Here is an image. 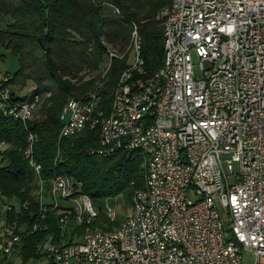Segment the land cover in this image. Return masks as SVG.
Returning <instances> with one entry per match:
<instances>
[{
  "label": "built area",
  "instance_id": "1",
  "mask_svg": "<svg viewBox=\"0 0 264 264\" xmlns=\"http://www.w3.org/2000/svg\"><path fill=\"white\" fill-rule=\"evenodd\" d=\"M161 18L165 61L150 80L134 79L144 64L135 30L134 60L110 112L92 95L70 100L60 117L61 138L100 129L93 154L143 155L144 184L127 217L114 231L68 241L71 220L89 224L99 213L66 174L53 179L45 201L30 135L25 156L39 179L41 212L20 228L7 219L16 204H4L0 262L21 251L27 235L46 230V204L56 209L63 200L73 206L59 219L62 238L48 236L41 249L52 264H242L244 250L264 264V0H172ZM38 99L18 102L1 88L0 111L26 122ZM107 216L115 217L111 209Z\"/></svg>",
  "mask_w": 264,
  "mask_h": 264
},
{
  "label": "trees",
  "instance_id": "2",
  "mask_svg": "<svg viewBox=\"0 0 264 264\" xmlns=\"http://www.w3.org/2000/svg\"><path fill=\"white\" fill-rule=\"evenodd\" d=\"M172 0H0V61L2 50L19 58L20 68L1 88L36 86L30 95L11 91L18 102L45 97L33 118L22 122L0 111V144L8 147L0 165V202L16 204L7 214L9 222L32 227L41 212L39 179L25 152L34 136V159L41 166L45 191L53 179L66 174L77 194L91 200L128 194L132 201L144 184V159L139 151L101 157L92 151L100 145V129L87 128L61 138V113L70 100L87 101L96 96L99 109L109 113L114 92L133 56V32L142 41V71L134 79L150 80L164 65V24L161 13ZM113 54L111 56L110 54ZM39 102V101H38ZM39 110V111H38ZM38 117H35L37 115ZM48 207V228L24 238V262L42 257L48 236L61 239L59 219L66 207ZM124 220L99 214L91 223L75 227L68 241L88 232L114 231ZM67 239V236H66ZM8 261L0 264H11Z\"/></svg>",
  "mask_w": 264,
  "mask_h": 264
},
{
  "label": "rangeland",
  "instance_id": "3",
  "mask_svg": "<svg viewBox=\"0 0 264 264\" xmlns=\"http://www.w3.org/2000/svg\"><path fill=\"white\" fill-rule=\"evenodd\" d=\"M2 53L5 55V59L0 61V79L7 78V74L13 75L20 68L18 57L14 56L13 54H11L10 51H7V50H2ZM194 61L195 62L197 61V58L195 55H194ZM35 86L36 85L33 82L29 81L27 82L25 86L17 85V86H11L9 88L11 91H14L16 94L24 96V95H30L31 92L35 89ZM38 100L39 102L37 103L36 110L40 109V107L42 106L45 100V97H40ZM38 111L36 112L37 115L35 117H38ZM0 147H2V149L5 151L8 146L4 142H2L0 144ZM49 192L50 191H45V197H46L45 201L47 203L51 202V197H50ZM59 204L64 207L73 206V203L63 201V200H60ZM92 205L94 209L97 211V213L103 214V215H107L108 211L111 209L115 216L112 221H115L116 219H120L122 221V220H125V218L127 217L129 213V209L131 208V200L128 194H124V195H120L114 198L98 199L94 201L92 200ZM4 206L5 205L0 202L1 211L4 210ZM223 220L225 221L224 216H223ZM76 226H77V223L74 219L69 222L68 238L71 236ZM41 254H42L41 258L32 259L26 263L24 262L21 256V251L17 250L12 254L9 262L11 264H52L51 261L43 255L42 252ZM242 264H255V254L252 250L243 251Z\"/></svg>",
  "mask_w": 264,
  "mask_h": 264
},
{
  "label": "bare ground",
  "instance_id": "4",
  "mask_svg": "<svg viewBox=\"0 0 264 264\" xmlns=\"http://www.w3.org/2000/svg\"><path fill=\"white\" fill-rule=\"evenodd\" d=\"M164 24V23H163ZM22 121V120H21ZM29 121V120H28ZM23 122V121H22Z\"/></svg>",
  "mask_w": 264,
  "mask_h": 264
}]
</instances>
